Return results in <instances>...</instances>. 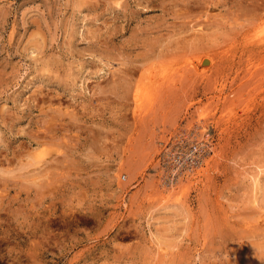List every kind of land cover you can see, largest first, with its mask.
<instances>
[{
  "label": "rangeland",
  "instance_id": "1",
  "mask_svg": "<svg viewBox=\"0 0 264 264\" xmlns=\"http://www.w3.org/2000/svg\"><path fill=\"white\" fill-rule=\"evenodd\" d=\"M0 264H264V0H0Z\"/></svg>",
  "mask_w": 264,
  "mask_h": 264
},
{
  "label": "built area",
  "instance_id": "2",
  "mask_svg": "<svg viewBox=\"0 0 264 264\" xmlns=\"http://www.w3.org/2000/svg\"><path fill=\"white\" fill-rule=\"evenodd\" d=\"M202 134L206 137L203 139L204 142H199L196 131L192 129L181 131L164 146L159 168L160 179L165 186L192 175L210 156L212 140L207 132Z\"/></svg>",
  "mask_w": 264,
  "mask_h": 264
},
{
  "label": "bare ground",
  "instance_id": "3",
  "mask_svg": "<svg viewBox=\"0 0 264 264\" xmlns=\"http://www.w3.org/2000/svg\"><path fill=\"white\" fill-rule=\"evenodd\" d=\"M194 131V130H193ZM196 134H198V133H196ZM199 135V134H198ZM199 142H204L203 141V139H200V141ZM211 152H212V146H211ZM204 162H205V160H204ZM178 182V181H177ZM173 190V189H172Z\"/></svg>",
  "mask_w": 264,
  "mask_h": 264
}]
</instances>
